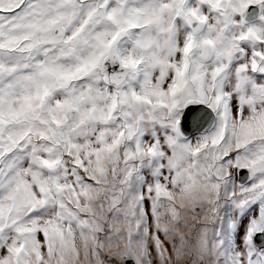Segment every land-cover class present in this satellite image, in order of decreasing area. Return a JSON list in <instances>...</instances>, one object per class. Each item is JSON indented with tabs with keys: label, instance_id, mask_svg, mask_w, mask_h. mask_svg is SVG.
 Segmentation results:
<instances>
[{
	"label": "snow or ice",
	"instance_id": "obj_1",
	"mask_svg": "<svg viewBox=\"0 0 264 264\" xmlns=\"http://www.w3.org/2000/svg\"><path fill=\"white\" fill-rule=\"evenodd\" d=\"M0 264H264V0H0Z\"/></svg>",
	"mask_w": 264,
	"mask_h": 264
}]
</instances>
